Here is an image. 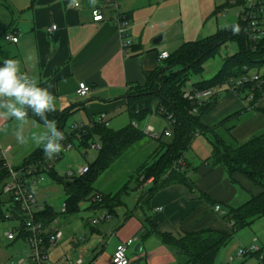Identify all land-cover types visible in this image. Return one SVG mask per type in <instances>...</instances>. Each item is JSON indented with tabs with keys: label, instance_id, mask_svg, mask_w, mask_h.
I'll return each mask as SVG.
<instances>
[{
	"label": "crops",
	"instance_id": "0c3cea01",
	"mask_svg": "<svg viewBox=\"0 0 264 264\" xmlns=\"http://www.w3.org/2000/svg\"><path fill=\"white\" fill-rule=\"evenodd\" d=\"M75 3L79 6L75 7ZM114 4L126 17V33L132 41L128 48L122 47L119 26L112 19ZM223 6L225 2L218 0H0V65L8 58L18 60L21 71L35 79L38 86L46 87L56 98V111L67 113L66 121L71 117L72 126L90 125L104 115L108 124L106 128L118 131L130 123L125 111L127 94L146 84V73L162 67L163 61L158 60L161 52L172 54L183 43L206 38L237 23L238 20L225 26L219 20ZM94 8L100 9L104 18L102 22L92 21L91 10ZM221 22L223 26L219 25ZM52 25L56 30L49 32ZM5 33L17 37V43L5 41ZM158 38L160 41L154 44ZM210 79L190 80L189 83ZM79 83L90 88L85 97L76 95ZM260 110H264V95L251 105L250 98L244 94L236 96L222 91L200 123L214 129L237 116L230 122H234L230 134L241 143L264 131V115ZM153 116L158 115L150 117ZM9 118L0 109V126ZM27 121L32 122L33 130L38 132L37 123L30 118ZM112 124L117 128L111 129ZM146 126H151L155 132L161 130L157 132L159 135L164 130L171 134L166 121L163 127L157 124L156 128L149 123ZM169 135L164 136L165 140ZM157 143L158 146L165 144L162 138ZM2 144L4 148H1L8 150L10 160L20 157L22 163L41 146L30 139L27 144L18 143L16 146ZM212 146L210 133L199 135L193 138L183 155L184 171L196 192L172 184L148 197L144 194L151 182L140 186L136 177L133 190L125 186L124 190L117 191L120 204L114 213L99 209L100 221L89 222L88 238L83 236L84 241L73 248L75 253L78 251V258L84 264H111L116 246L131 240L132 250L127 256L129 264H180L172 251L149 233L148 225L157 234L175 240L205 230L227 231L220 214L215 213L198 193L206 195L225 212L226 208H236L259 195L261 189L241 174L228 176L222 166L212 165ZM19 152L22 154L18 156ZM263 218L250 227L257 233L251 242L255 238L264 248ZM100 223L104 226L102 230L98 228ZM64 252L52 251L50 260L59 262L67 256ZM231 258L240 262L234 255L229 256V261Z\"/></svg>",
	"mask_w": 264,
	"mask_h": 264
},
{
	"label": "trees",
	"instance_id": "16d2710c",
	"mask_svg": "<svg viewBox=\"0 0 264 264\" xmlns=\"http://www.w3.org/2000/svg\"><path fill=\"white\" fill-rule=\"evenodd\" d=\"M242 3L243 0L237 4L242 5ZM228 43H236L238 52L223 60L220 70L213 78L192 84L194 87L207 89L215 85H223L229 78L242 77L264 66V38L252 50L248 42L247 24L238 19L236 24L218 30L211 36L183 43L175 52L169 54L160 69L146 73V84L143 87H135L127 94L125 111L130 118L127 126L112 131L103 124H95L86 130L80 146L87 148L88 143L93 142L95 137L101 144L99 156L92 165H88V172L82 177L66 181L58 178L54 172L48 175L50 180L63 185L66 193L65 216L76 215L80 203L83 202H89L90 210L106 209L109 213H114V209L120 204L118 201L120 193L106 196L100 194L98 202H91L92 196L90 198L88 196L94 190V182L115 160L144 137L139 128H135L133 124L143 122L152 115H158L168 123L171 137L169 142L161 144L157 152L152 155L151 161L145 162L136 171V179L140 186L152 179L151 186L145 190V196L149 197L172 184L183 185L190 192H196L193 182L186 176L185 171L176 169L174 163L183 158L195 134L199 136L206 133H210L213 137L211 164L222 166L228 176L234 173L241 174L261 189L259 195L251 197L236 208H226L224 214L220 215L227 225L225 232L205 230L196 234H186L182 239L175 240L157 234L152 226L148 225L149 233L157 236L172 251L180 264H214L219 250L238 232L249 228L264 217V132L238 143L230 134L234 126V122H230L236 120L237 116L230 117L214 129H208L200 123L201 118L213 108L217 97L198 107L196 113L192 114L190 112L193 105L182 97V88L185 84L190 82L192 76H200L205 62L214 58L219 53V49ZM261 79L263 82L245 85L239 90L238 96L244 94L246 98H250L251 105L257 103L264 95V73L261 74ZM259 112L264 115V110ZM66 116L65 112L55 111L48 114V119L54 120L58 129L64 133ZM27 118L43 125V122L38 117H34L31 111ZM165 131L156 141L165 136ZM43 152V146L36 149L23 160L22 165L30 163ZM198 194L212 209L218 206L206 195ZM57 217L58 213L45 205L43 212L36 216V220L48 224ZM0 220L2 221L1 218ZM249 255L259 263H264L263 247H260L258 253Z\"/></svg>",
	"mask_w": 264,
	"mask_h": 264
},
{
	"label": "built area",
	"instance_id": "2783aa9c",
	"mask_svg": "<svg viewBox=\"0 0 264 264\" xmlns=\"http://www.w3.org/2000/svg\"><path fill=\"white\" fill-rule=\"evenodd\" d=\"M109 2L110 0H106ZM230 3V2H229ZM75 7L79 3L74 4ZM113 21L119 26L121 42L123 48H128L132 45L130 37L126 31V17L117 10V5L114 4ZM241 10L238 14V19L245 22L248 27V42L251 49H255V45L264 38V0H243L240 6ZM93 22H102L103 15L99 8L91 10ZM56 26L52 25L49 32L55 31ZM3 39L7 42L17 43V37L10 33H5ZM169 54L161 52L158 55L159 61L167 59ZM263 82L259 74H247L239 78H229L223 85H215L207 89H198L187 82L182 88V97L193 105L192 113H196L198 107L210 102L216 98L222 91H227L238 96L239 90L250 83ZM90 91V88L84 83H79L76 89L78 97H85ZM95 124H103L107 127L106 117L100 115L90 125L75 124L70 131L64 133V140L61 142L64 149L58 154L49 159L43 152L39 157L33 159L30 163H26L17 168H14L8 159V150L0 147V218L2 222H8L12 225L4 233V238L9 243L21 242L27 247V254L19 258L15 264H84L81 258L70 260L67 256H63L59 262L50 261L51 251L58 245L63 238V232L57 226V218L45 224L43 221H37L36 216L43 212L45 202L37 199L39 186L45 183V180L50 179L49 173H56L58 178L63 180H71L73 178L82 177L88 172V165L81 166L76 170H65L58 172L56 165L61 157L71 150L73 147L79 146L82 142V137L88 128ZM138 128L136 123L133 124ZM144 136H148L153 140H157L160 135L155 132L151 126H146L141 130ZM165 135H169L168 130ZM195 134L194 137H197ZM88 149L101 150L100 144L89 142ZM174 167L181 172L185 169L183 158L174 163ZM148 181H152L149 179ZM99 195H93L91 202H98ZM50 207V206H49ZM52 208V207H51ZM213 211L223 215L224 212L219 206H214ZM60 214H65V203L60 208ZM98 221H95L97 223ZM84 238H80L79 242H83ZM132 244L131 240L120 243L116 246L112 257L111 264H129L126 256V250ZM260 246L257 244V239H253L248 249L239 250L235 258L239 259L243 256L258 253ZM234 258H231L233 261Z\"/></svg>",
	"mask_w": 264,
	"mask_h": 264
},
{
	"label": "rangeland",
	"instance_id": "374dc122",
	"mask_svg": "<svg viewBox=\"0 0 264 264\" xmlns=\"http://www.w3.org/2000/svg\"><path fill=\"white\" fill-rule=\"evenodd\" d=\"M241 0H218V2H225V6H223L221 10L222 17L219 19L223 21L225 26L226 24H231L238 19V14L240 13V4H237ZM232 3V5L228 3ZM218 20V21H219ZM227 20V21H226ZM223 22L219 23V25L223 26ZM238 52V46L236 43H228L225 46L219 49V53L212 59L205 62L203 65L204 71L200 76H192V81H198L202 79H210L212 78L221 68L222 62L226 57L234 55ZM264 66L259 69H254L251 71V75L253 74H263ZM72 118H68L64 125V133L72 127ZM148 121V122H147ZM147 121L140 122L138 124V128L140 130L144 129L147 123L157 128V124L161 127L165 126V121L159 116H153L147 119ZM39 128L38 132L33 130V123L27 121L24 124V135L29 137L31 140V135L33 133H42L45 131L43 125L36 124ZM115 125H111V129H115ZM18 127V122L14 118L7 119L6 123L0 126V147L4 148L2 143L4 144H12L16 146L18 144L15 132ZM157 132H161V130H156ZM264 132V131H262ZM261 132V133H262ZM166 137H162V141L167 143L171 137V135ZM12 143H9V142ZM167 141V142H166ZM95 144H99V139L95 137L93 140ZM240 143V142H239ZM242 143V142H241ZM20 144V143H19ZM161 144H159L156 140L151 139L148 136H144L141 140L132 145L126 152H124L117 160H115L107 170H105L97 180L94 182V190L89 194V198L93 195H114L116 192L121 190L123 187H127L130 190H133L135 187V177L137 169L147 161H151L152 155H154ZM42 147V145L40 146ZM38 147V148H40ZM15 149V148H14ZM22 154L19 152L17 155ZM99 151L90 150L85 146H77L73 147L71 150L66 152L61 159L58 161L56 165V170L58 172L65 170H76L84 165H92L98 158ZM19 158V160H18ZM16 160H10L8 157L9 163L17 168L22 165V159L18 157ZM26 158V157H25ZM18 160V161H17ZM37 199L41 202H45L48 206L52 207L56 213H58L57 217V226L63 232V238L59 242V247H55L52 251L64 252L71 259L76 260L79 257L78 251L74 252L73 248L79 244V239L86 236V233L89 230V222L100 221L101 212L98 210H90L89 202L80 203L79 212L73 216H65L64 214H60V208L62 204L66 200V193L64 191L63 185L58 184L50 179L45 180L41 186L38 187ZM264 223V218H263ZM88 224V225H87ZM11 223L2 222L0 220V264H14L20 257L22 258L27 254V247L24 244H11L7 242L4 238V233L11 226ZM100 223L98 224V228L100 230L103 229L104 226ZM253 227L246 228L243 231L237 233V235L223 248L220 249V254L215 261V264H258L257 260L250 255H246L240 258V262L233 263L229 261V256L234 255L235 253L241 249H248L252 236H256L257 233H254ZM85 234V235H84ZM88 243V241H87ZM84 244H81L83 246ZM63 249V251H62ZM132 247H128L126 250V256L129 255ZM51 251V253H52ZM50 253V255H51ZM85 255H83L84 257ZM50 258V256H49ZM86 258V257H84ZM51 261V260H50ZM52 262V261H51Z\"/></svg>",
	"mask_w": 264,
	"mask_h": 264
},
{
	"label": "clouds",
	"instance_id": "9594fccd",
	"mask_svg": "<svg viewBox=\"0 0 264 264\" xmlns=\"http://www.w3.org/2000/svg\"><path fill=\"white\" fill-rule=\"evenodd\" d=\"M94 2V0H93ZM56 98L46 87L38 86L35 79L22 72L20 62L11 58L5 59L0 65V109L18 122L15 137L18 143L27 144L29 137L24 135V124L29 111L43 122L45 131L33 133L31 140L43 146L45 155L51 159L58 155L64 145V133L60 131L48 114L56 111Z\"/></svg>",
	"mask_w": 264,
	"mask_h": 264
},
{
	"label": "water",
	"instance_id": "95a60500",
	"mask_svg": "<svg viewBox=\"0 0 264 264\" xmlns=\"http://www.w3.org/2000/svg\"><path fill=\"white\" fill-rule=\"evenodd\" d=\"M160 41V38L156 39L155 41H153L154 44H157Z\"/></svg>",
	"mask_w": 264,
	"mask_h": 264
}]
</instances>
